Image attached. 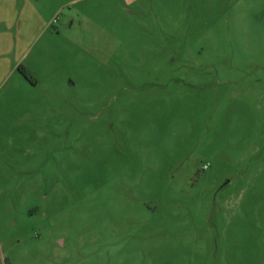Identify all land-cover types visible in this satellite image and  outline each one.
<instances>
[{
	"label": "rangeland",
	"instance_id": "rangeland-1",
	"mask_svg": "<svg viewBox=\"0 0 264 264\" xmlns=\"http://www.w3.org/2000/svg\"><path fill=\"white\" fill-rule=\"evenodd\" d=\"M0 264H264V0H0Z\"/></svg>",
	"mask_w": 264,
	"mask_h": 264
}]
</instances>
